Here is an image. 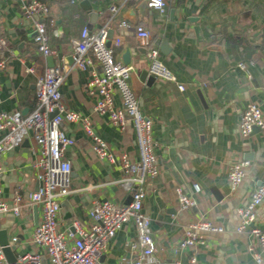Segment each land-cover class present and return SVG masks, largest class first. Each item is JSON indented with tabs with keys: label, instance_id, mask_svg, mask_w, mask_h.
I'll use <instances>...</instances> for the list:
<instances>
[{
	"label": "crops",
	"instance_id": "crops-1",
	"mask_svg": "<svg viewBox=\"0 0 264 264\" xmlns=\"http://www.w3.org/2000/svg\"><path fill=\"white\" fill-rule=\"evenodd\" d=\"M25 1L0 0V38L5 40L0 59L6 60L5 69L0 71V108L24 114L36 104L37 74L50 66L49 57L38 49L32 20L23 14ZM42 1L50 6L51 44L69 68L61 85V104L90 117L96 133L117 157L126 152L137 160L132 121L127 117L125 128H120L108 115L95 112L97 97L85 87L89 72L73 67L72 41L80 37L85 26L95 30L108 23L113 33L107 44L115 48L116 58L124 63L125 52L131 53L134 70L129 85L143 113L154 121L153 138L160 166L159 175L148 182L144 202L156 242V251L147 264H264V250L251 229L236 230L237 209L247 203L264 179V135L258 129L246 138L239 133L247 103L256 101L262 106L264 102V0H166L165 13L146 7L144 0H87L100 14L95 19L85 9V0ZM111 4L119 7L114 16L109 10ZM124 20L128 25L122 24ZM138 24L150 30L161 59L177 82L185 85L184 90L177 82L164 78L157 77L151 83L141 79L149 63L136 34ZM118 37L122 42L115 45ZM240 62L246 67H239ZM28 67L34 72L27 71ZM116 105L121 106L118 92ZM62 128L76 140L64 151L72 163L74 191L61 201H68L74 215L59 216V228L69 232L75 231L73 220L84 227L91 224L95 201L125 204L131 194L118 181L119 163L100 158L93 151L92 140L80 122H64ZM38 154L31 133L20 146L0 153L5 200L12 202L17 191L24 197L21 215L0 213V227L7 230L12 243L14 238L19 241L15 251L18 259L29 252L44 255L33 237L42 210L28 197L40 186L34 166ZM241 160L249 161L246 177L233 190L229 170ZM194 184L199 185V191ZM178 188L194 204L183 208ZM201 219L224 226L226 232L210 235L205 245L195 249H179L186 226ZM255 225L264 228V201L256 210ZM135 237L132 223L118 230L102 256L105 264L137 259L138 252L130 247ZM255 253L262 255L261 261ZM193 255L196 262L190 260Z\"/></svg>",
	"mask_w": 264,
	"mask_h": 264
},
{
	"label": "built area",
	"instance_id": "built-area-1",
	"mask_svg": "<svg viewBox=\"0 0 264 264\" xmlns=\"http://www.w3.org/2000/svg\"><path fill=\"white\" fill-rule=\"evenodd\" d=\"M149 8L165 13L166 0H148ZM23 14L30 18L36 32L35 41L39 51L45 56H53L54 64L37 74L35 83L36 104L28 113L21 110L8 112L0 108V153L10 151L20 146L31 133L38 149V158L34 164L40 186L28 194L34 204L42 210L41 220L34 230V241L39 245L44 255L36 252L25 253L16 262H9L0 247V264H105L102 256L107 252L110 240L118 230L127 223L136 227V237L130 243L131 249L138 252V258L125 264H147L156 251L153 238L151 217L144 209L148 182L159 175L160 166L155 152L153 138L154 121L143 113L139 102L132 91L129 80L134 70L131 64L123 63L115 55V48L107 44L109 24L91 30L85 26L80 37L73 42V67L87 70L88 80L86 90L96 96L94 110L98 114L108 115L111 122L125 128L129 114L136 132L138 159L133 160L128 153L123 152L118 157L109 144L94 130L90 117L77 111L68 110L61 104V85L69 68L62 64L56 48L51 44L48 30L50 6L42 0H26L22 4ZM110 13L114 16L119 7L111 4ZM123 25H128L124 20ZM141 46L145 48L148 60L149 74L177 82L175 74L161 59L159 48L153 43L151 32L142 24L135 26ZM118 37L115 45H120ZM5 40L0 38V48H4ZM239 67L245 68V62ZM6 60L0 59V71L5 69ZM27 71L34 72L28 67ZM178 83V82H177ZM181 90L185 85L178 83ZM120 95L121 106L116 105V93ZM57 113L52 116V113ZM64 122H80L86 134L92 140V149L100 157L111 163H119L121 170L120 184L131 194V200L125 204H117L111 200H97L91 209L92 222L81 226L73 220L75 231L65 232L59 228L61 201L70 195L72 187V163L64 156L68 146L76 140L62 128ZM255 129L264 135V109L260 103H247L239 122V133L249 137ZM248 160L234 162L229 170V181L233 190L237 189L246 177ZM2 171L0 168V213L13 212L21 215L23 195L17 191L12 202L5 200L1 187ZM196 191L200 190L194 184ZM178 200L183 208L194 204V200L177 189ZM264 201V179L252 191L246 204L237 209L239 222L236 230L241 232L247 228L264 250V228L252 226L256 218V210ZM226 228L210 220L201 219L188 224L178 248L195 249L205 245L212 234L225 233ZM16 239V238H14ZM258 261L262 260L260 253H255ZM191 262H196L195 255ZM175 264H182L176 262Z\"/></svg>",
	"mask_w": 264,
	"mask_h": 264
},
{
	"label": "water",
	"instance_id": "water-1",
	"mask_svg": "<svg viewBox=\"0 0 264 264\" xmlns=\"http://www.w3.org/2000/svg\"><path fill=\"white\" fill-rule=\"evenodd\" d=\"M84 3L86 4V8L87 10H89V14L91 16H93V18L95 19L96 17H99L100 14L98 12H94L93 10V7H92V4H90L89 2H87V0L84 1ZM89 3V4H88ZM143 4L146 6V7H149L148 6V0H144L143 1ZM89 27V26H88ZM91 28V26H90ZM113 33V30H109V37H111V34ZM34 35H36V32L34 31ZM167 40H163V43H166ZM163 51L165 53H167V49L163 48ZM144 52H145V48H144ZM74 59V57L72 58ZM123 59H124V63L126 64H130L131 62V53L129 50H127L123 56ZM48 61H49V65L52 66L54 64V58L53 56H49L48 58ZM74 61V60H73ZM141 79L147 81L148 83H151V82H154L156 80V76L154 75H151L149 74V71L148 70H143L142 73H141ZM262 106L264 108V102H262ZM57 113L54 112L52 113V116H54L55 114ZM126 116L128 118H130L129 114H126ZM60 213L63 217H71L74 215V212L72 210V208L70 207V204L68 203V201H63L61 203V210H60ZM15 243H12L9 236H8V232L6 229H2L0 227V247L2 248L3 252L7 255V257H9V261L11 262H16L18 260L16 254H15V251H17L18 249V243L19 241L14 239Z\"/></svg>",
	"mask_w": 264,
	"mask_h": 264
}]
</instances>
